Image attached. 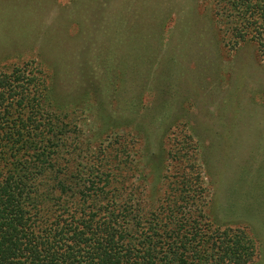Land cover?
Listing matches in <instances>:
<instances>
[{"label":"trees","instance_id":"trees-1","mask_svg":"<svg viewBox=\"0 0 264 264\" xmlns=\"http://www.w3.org/2000/svg\"><path fill=\"white\" fill-rule=\"evenodd\" d=\"M70 3L0 0V264H251L202 212L177 95L213 66L191 31L264 65V0Z\"/></svg>","mask_w":264,"mask_h":264},{"label":"rangeland","instance_id":"rangeland-1","mask_svg":"<svg viewBox=\"0 0 264 264\" xmlns=\"http://www.w3.org/2000/svg\"><path fill=\"white\" fill-rule=\"evenodd\" d=\"M70 2L56 0V5L64 10ZM202 9L191 18L197 29L205 24ZM174 24L171 18L156 27L166 46ZM191 34L204 37V59L213 60V66L191 63V79L177 95L183 99L177 104L180 129L191 136L200 166V207L209 221L243 229L253 243L251 264H264V65L251 43L227 51L218 48L212 31ZM149 98L143 96L144 103Z\"/></svg>","mask_w":264,"mask_h":264}]
</instances>
